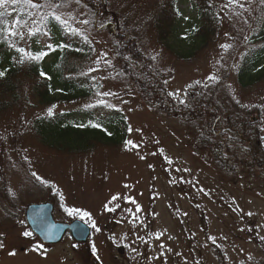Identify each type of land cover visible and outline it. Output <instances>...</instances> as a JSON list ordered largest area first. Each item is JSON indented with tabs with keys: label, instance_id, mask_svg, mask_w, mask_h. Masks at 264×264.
<instances>
[{
	"label": "rangeland",
	"instance_id": "374dc122",
	"mask_svg": "<svg viewBox=\"0 0 264 264\" xmlns=\"http://www.w3.org/2000/svg\"><path fill=\"white\" fill-rule=\"evenodd\" d=\"M107 1L111 17L99 19L81 0H44L59 7L43 12L26 0L0 6L8 32L23 33L15 36L29 50H56L60 35L51 31L49 13L67 21L57 22L69 40L87 48L74 66L92 88L78 100L0 114V264H264V78L248 86L238 79L255 46L249 40L257 31L256 0H221L220 31L207 47L194 36L199 26L194 8L180 4L184 14L168 43L192 59L178 58L158 42L153 17L159 0ZM120 30L139 43L146 56L142 63L118 59L113 34ZM124 65L131 74L124 73ZM149 77L183 103L195 84L214 89L215 104L246 119L254 134L227 128L225 120L210 129L207 121L194 125L160 112L141 93L140 84ZM50 108L122 112L129 124L127 142L81 157L44 147L27 124ZM202 136L211 140L210 147ZM47 201L54 204L57 221L88 223V241L76 242L68 233L58 244L43 245L25 211Z\"/></svg>",
	"mask_w": 264,
	"mask_h": 264
},
{
	"label": "trees",
	"instance_id": "16d2710c",
	"mask_svg": "<svg viewBox=\"0 0 264 264\" xmlns=\"http://www.w3.org/2000/svg\"><path fill=\"white\" fill-rule=\"evenodd\" d=\"M33 1L40 4L43 11L46 10V7H43L44 0ZM81 1L95 13L98 19L111 17L107 0ZM220 1L159 0L155 8L153 26L160 45L178 58L192 59L191 54L179 53L168 43L173 34L175 36L184 14V10L179 5L188 3L194 8L199 26L193 30V33L202 47H207L214 42L220 31L223 10ZM259 1L256 0L253 13L257 18V31L249 40V43L255 46H252L245 55L238 73L242 86H248L264 78V4L259 7ZM116 20L118 21L117 18ZM7 23V15L0 17V72H4V75L0 76V114L16 108L24 110L74 101L92 91L90 81L78 74L79 71L76 65L74 66V60L85 56L87 48L81 42L69 40V34L61 24L52 18L49 19L53 34L60 35L57 37V48L54 52L47 54L40 61H28L25 58L21 63L22 54L17 51L18 48L33 53L44 50L41 48L28 50L17 37L8 34ZM125 35V30L113 34L118 59L124 60L129 57L136 63H142L146 56L139 43L127 40ZM65 45L67 47H63ZM123 71L126 75L131 74L127 65L123 66ZM42 72L45 75H41ZM152 82L151 77L148 81H142L141 93L144 99L156 102L160 112L194 125L198 121H207L210 129L217 126L219 128L222 120H225L228 123L227 128L236 127L240 132L254 134L246 119L240 121L228 109L215 104L214 89L203 87V84H195L187 91L189 94L187 103H183L172 94H168L163 87L155 86ZM23 120L22 112L19 126ZM94 124H99L100 127H94ZM80 125L84 126L80 127ZM238 125L240 127H237ZM27 130L31 131L42 146L69 156L80 157L91 155L102 147L125 144L129 136V124L125 115L119 111L104 114L95 110H66L53 112L52 115L41 114L29 121ZM251 137L252 135L247 136L248 139ZM202 138L204 143L210 144V139L207 141L205 137Z\"/></svg>",
	"mask_w": 264,
	"mask_h": 264
},
{
	"label": "water",
	"instance_id": "95a60500",
	"mask_svg": "<svg viewBox=\"0 0 264 264\" xmlns=\"http://www.w3.org/2000/svg\"><path fill=\"white\" fill-rule=\"evenodd\" d=\"M51 202L31 204L26 209V219L30 229L46 244L58 243L67 231L76 241H86L91 233L90 226L77 219L71 223L57 222L53 217Z\"/></svg>",
	"mask_w": 264,
	"mask_h": 264
},
{
	"label": "snow or ice",
	"instance_id": "6c2138e0",
	"mask_svg": "<svg viewBox=\"0 0 264 264\" xmlns=\"http://www.w3.org/2000/svg\"><path fill=\"white\" fill-rule=\"evenodd\" d=\"M16 2H17V0H11V3H16ZM26 2H27L32 8H37V9H39L40 7H42V6H41L40 4H38V3H33L32 0H26ZM7 3H8V0H0V6H3V5H5V4H7ZM43 7L56 8V7H59V5H58V4H52V3H46L45 5H43ZM241 7H242V5H241ZM2 15H4V13H3V12H0V16H2ZM48 15H50L52 19H54V20H56V21H61L62 23H64L65 25H67V21H62V20H61V17H60L59 15H56L55 12H51V13H49ZM47 18H48V16L45 15V16L42 18V20H46ZM17 23H19V21H17ZM85 23H87V21H85ZM35 31H36V32H39L40 29H36ZM69 31H73V32H75V31H77V30L72 29V28L69 27ZM33 34H35V33H34V32H30V33H29V35H33ZM11 35H13V36H15V35H20L21 38H23V33H17V32H15V31H11ZM85 39H87V38L85 37ZM48 47L51 48V45H49ZM63 47H67V46L65 45V46H63ZM222 47H229V46H228V45H222ZM17 51L20 52V53L22 54L21 61H20L21 63L24 62V59H25V58H26L28 61H40V60H42V59L47 55V52H45V51H39V52H35V53H33V52H29V51H27V50L24 49V48H18ZM3 75H4V72H0V76H3ZM41 75H45V73L42 72ZM210 79H215V77H210ZM104 95H109V93H104ZM99 103H102V104H103L104 101H100ZM48 115H52V109H51V108L48 110ZM83 126H84V125H80V127H83ZM93 126H94V127H100L99 124H94ZM129 143H131V142L129 141ZM117 198H118L117 196H113V197H112L113 200H116ZM106 207H107V206H106ZM109 210L112 211V210H114V209H109ZM67 211L69 212L70 215L79 214V215H81L82 217H89V218H90V213H88V212H82V210H80V209H67ZM92 225H93L94 228L96 227L94 221L92 222ZM96 230L99 231L98 228H97ZM23 234H24L25 236H29V235H31L30 232H25V233H23ZM0 247H3V244H2V243H0ZM93 252H94V253L96 252L95 246H93ZM97 259L99 260V256H97Z\"/></svg>",
	"mask_w": 264,
	"mask_h": 264
}]
</instances>
